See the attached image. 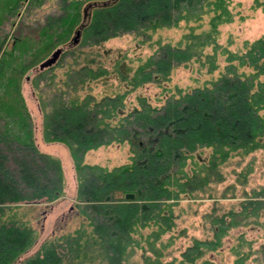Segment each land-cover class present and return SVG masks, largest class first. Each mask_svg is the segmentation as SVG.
<instances>
[{
    "label": "trees",
    "instance_id": "obj_1",
    "mask_svg": "<svg viewBox=\"0 0 264 264\" xmlns=\"http://www.w3.org/2000/svg\"><path fill=\"white\" fill-rule=\"evenodd\" d=\"M253 5L264 8V0H254ZM94 11L83 27L86 35L94 34L93 46L125 32L145 33L146 41L158 29L211 14L208 29L193 32L195 26H191L175 42L158 43L131 73L121 59H114L112 69L83 51L82 59L79 42L62 48L59 57L66 54L73 59L63 63L73 80L56 86L50 78L52 85L40 92V100L45 98L40 102L42 135L44 141L61 142L69 149L77 180V209L70 210L58 222L60 228L22 257L40 232L22 208L29 204L32 209L36 202L48 204L62 196L63 171L59 157L38 149L31 127L23 137L4 131L2 135L15 138L25 150L11 158L0 144V264H127L136 248H142L145 264H173L174 256L162 261L166 243L159 238L175 225L171 205L178 193L203 190L209 182L219 181V166L228 159L264 148V35L244 41L242 51L220 45L217 26L231 21L224 0H110ZM220 53L225 54L221 66ZM193 62L198 72L210 77L191 88L169 85L173 68ZM55 64L37 68L39 75ZM5 66L1 65V71ZM22 66L10 74V85L14 86L15 73H21ZM214 71L217 74L212 75ZM108 76L122 82L124 90L96 97L90 91L92 83ZM143 83L162 86L163 99L155 105L146 95H137V105L126 108L127 93ZM24 112L18 121L28 126L29 116ZM111 143L128 145L127 162L110 168L84 162L85 152ZM204 148L208 156L199 158ZM248 167L237 174L240 184L246 180ZM128 191L134 193L132 198L123 196ZM243 194L237 206L207 214L210 235L193 237L180 251L178 263L212 264L204 255L220 248L234 228L257 227L264 235V217H259L264 215V185ZM69 216L80 222L65 230L62 226ZM144 227L150 228L145 248L140 233ZM158 239L161 248L155 244ZM234 240L229 246L232 264H262L264 241L253 247L252 239L242 231Z\"/></svg>",
    "mask_w": 264,
    "mask_h": 264
},
{
    "label": "rangeland",
    "instance_id": "obj_2",
    "mask_svg": "<svg viewBox=\"0 0 264 264\" xmlns=\"http://www.w3.org/2000/svg\"><path fill=\"white\" fill-rule=\"evenodd\" d=\"M91 1L98 0H0V144L11 158L15 154L23 153L25 146L22 143L8 135H2V133L8 131L11 135L14 133L23 137L25 130L31 127L32 136L38 149L60 158L64 178V194L62 196L48 204L36 202L35 208L32 209L29 208V204L22 208L26 210L25 218L31 220L32 224L40 230L38 240L22 257L33 252L45 237H48L56 228H60L58 222H62L64 217H68L67 214L70 210L76 211L77 209L75 207L77 180L73 159L69 149L63 143L44 141L42 135L43 111L40 102L45 98L40 100L39 97L40 92H44L52 85L50 78H53L56 86L73 80L67 76L68 66L63 64L64 61L72 62L73 59L66 54L62 55L57 58L53 67L45 69L40 75L37 67L57 47L66 49L68 45L72 44L74 31L83 19V8ZM224 1L231 13V21L218 24L216 41L231 51H240V49L242 51L244 41H252L264 35V8L253 5L254 0ZM94 8L95 6L91 9V16L95 13ZM210 14V12L204 13L198 20L180 21L178 27L158 29L152 32L150 39L146 41L145 33L125 32L109 37L100 44L93 46L90 43L94 42L91 41L95 39L92 36L94 34L91 33V36H88L82 28L77 51H80L81 58L83 52L89 54L91 58H95L107 69H112L114 59H121L125 65L130 67L129 73H131L157 47L158 43L175 42L180 36L187 33L191 26H195L191 30L193 32L208 29ZM204 49L208 51L209 46ZM224 56L223 53L218 55L219 66L224 63ZM96 61L92 62V65H96ZM22 64H24L22 66L24 70L21 73H15V75L18 74V82L16 80L14 86L10 85L9 83H12V78H9L10 74H13L15 69L19 70ZM1 65L3 67L8 65L9 68L5 66V69L1 71ZM196 67L197 63L193 62L190 66L179 65L173 68L169 85L180 86L183 89L191 88L200 84L203 79L210 77V74L198 72ZM72 68L73 63L71 64ZM76 68L79 69V66ZM28 74H30L29 79H27ZM215 74H217L216 71L212 73V75ZM122 90H124V84L116 78L108 76L104 81L93 82L90 91L99 97L104 93ZM162 90V86L143 83L127 93L124 101L125 106L131 108L133 105H137V95L144 97L146 95L152 104L157 105L163 99ZM19 93L21 100H19ZM23 109L27 110L28 113H25ZM23 112L29 116L28 126H25L24 122L18 121V115L20 113L23 115ZM7 138L9 139L7 140ZM10 141L12 143H6ZM6 145H9L10 148ZM208 151L207 148L202 149L199 158H206ZM128 156L129 151L126 143H111L107 146L88 150L85 152L83 160L87 163L110 168L127 162ZM9 162L12 166L18 167L15 162L10 160ZM247 165L251 169L246 174L245 182L240 184L237 174L239 175L241 168L247 167ZM219 167L218 171L221 176L216 175L219 177V181L209 182L201 191L192 190L190 193H178V198L171 205L175 225L171 230L162 233L159 238L166 243L163 248L165 254L162 256V261L169 260L174 256L176 259L173 264H181L178 263L180 251L191 243L192 238H204L210 235L205 222L207 214L220 213L230 207L237 206L238 201L244 197V191L249 193L253 187L264 185V148L257 149L246 156H233ZM185 168H189L188 164ZM197 181L198 178L192 182V185L196 184ZM172 187L176 188L177 186L172 185ZM72 217L75 216H69L65 225L63 224L62 227L65 230L72 229L80 222L79 219ZM259 217H264V215ZM56 231L58 232V230ZM149 231V227L140 230V233L143 234L141 243L144 248L145 234ZM240 231L244 233V236L252 239L253 247H258L264 241V235L257 227L234 228L224 238L220 248L206 253L204 257L211 259L212 264H232L233 255L229 246L235 242L234 237ZM159 239L156 240L155 244L161 248ZM141 250L142 248H136L129 255L127 262L145 264ZM143 253L145 254V252ZM252 256L254 254L250 257ZM262 264H264V260Z\"/></svg>",
    "mask_w": 264,
    "mask_h": 264
},
{
    "label": "water",
    "instance_id": "obj_3",
    "mask_svg": "<svg viewBox=\"0 0 264 264\" xmlns=\"http://www.w3.org/2000/svg\"><path fill=\"white\" fill-rule=\"evenodd\" d=\"M110 2V0H98V1H91L88 2L84 8H83V19L81 21V23L77 26V28L74 31V35L72 37V42L76 43L79 41L80 37H81V31L82 28L84 27V25L88 22V20L90 19V12L92 7L94 6H98V5H107ZM62 47H57L49 57L45 58L44 60H42L39 65H38V69H43L45 67H48L50 65H52L53 63L56 62L57 58L59 57L60 53L62 52ZM125 198H132L133 194L131 192H126L124 194Z\"/></svg>",
    "mask_w": 264,
    "mask_h": 264
}]
</instances>
